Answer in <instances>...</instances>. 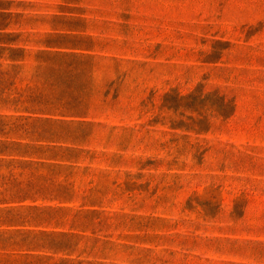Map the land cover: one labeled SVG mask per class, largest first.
Here are the masks:
<instances>
[{
    "label": "rangeland",
    "instance_id": "rangeland-1",
    "mask_svg": "<svg viewBox=\"0 0 264 264\" xmlns=\"http://www.w3.org/2000/svg\"><path fill=\"white\" fill-rule=\"evenodd\" d=\"M16 35L94 56L62 63L94 107L52 132L89 151L62 226L45 228L66 235L19 253L264 264V0H0V38Z\"/></svg>",
    "mask_w": 264,
    "mask_h": 264
},
{
    "label": "trees",
    "instance_id": "trees-1",
    "mask_svg": "<svg viewBox=\"0 0 264 264\" xmlns=\"http://www.w3.org/2000/svg\"><path fill=\"white\" fill-rule=\"evenodd\" d=\"M18 37L0 38V179L40 183L42 198L73 201L68 169L89 151L78 147L81 137L52 132L79 123L76 119L94 109L89 82L76 74L80 68L62 64L94 56L54 49L47 40L34 49L19 44ZM59 206L55 211L62 214L54 220L62 226L68 208ZM57 235L66 234L48 232L49 246L56 250Z\"/></svg>",
    "mask_w": 264,
    "mask_h": 264
},
{
    "label": "crops",
    "instance_id": "crops-1",
    "mask_svg": "<svg viewBox=\"0 0 264 264\" xmlns=\"http://www.w3.org/2000/svg\"><path fill=\"white\" fill-rule=\"evenodd\" d=\"M70 181L75 182L73 176ZM40 188V183L0 179V264H31L29 258L32 256L19 253L23 251L22 247L39 241L50 244L48 232L55 230L48 231L45 228L61 226L56 225L54 219L56 214L60 217L62 212L56 213L55 210L59 205L73 201L42 198L39 196ZM74 190L77 192L75 187ZM43 248L56 250L48 246Z\"/></svg>",
    "mask_w": 264,
    "mask_h": 264
}]
</instances>
